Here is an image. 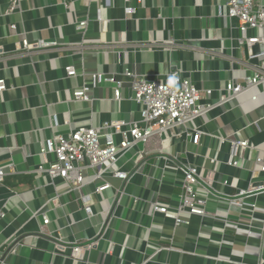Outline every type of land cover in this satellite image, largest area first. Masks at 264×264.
<instances>
[{"label":"crops","instance_id":"obj_1","mask_svg":"<svg viewBox=\"0 0 264 264\" xmlns=\"http://www.w3.org/2000/svg\"><path fill=\"white\" fill-rule=\"evenodd\" d=\"M218 3L0 0V79L7 84L0 91V264H264V189L246 198L257 205L253 216L249 205L213 198L206 216L184 214L189 223L177 224L152 207L154 201L172 208L180 202V175L175 182L176 172L165 156L212 177L226 198L250 187L255 160L264 152V85L219 103L227 81L241 80L250 66L236 41L238 23L221 16ZM127 4L134 13L125 12ZM82 18L89 20L86 33L76 26ZM24 38L57 44L19 49L17 42ZM68 65L76 76L66 75ZM126 70L160 80L179 70L191 78L201 103L210 105L195 122L206 132L200 144L172 132L136 144L118 162L132 174L128 182L110 172L98 177L91 167L84 169V181L77 186L39 172L45 160L41 150L54 134L140 118ZM96 73L123 82L120 99L114 98V85L103 80L92 84L90 100L73 99ZM253 93L258 100L251 99ZM212 134L249 139L252 147L240 156L243 167L226 164L228 145L217 150ZM138 150H143L142 167L136 165ZM213 155L218 164L211 162ZM259 176L257 184L264 173ZM105 182L110 187L97 192ZM90 195L92 215L84 201ZM107 210L111 224H105ZM85 244L93 245L74 257L72 246Z\"/></svg>","mask_w":264,"mask_h":264},{"label":"built area","instance_id":"obj_2","mask_svg":"<svg viewBox=\"0 0 264 264\" xmlns=\"http://www.w3.org/2000/svg\"><path fill=\"white\" fill-rule=\"evenodd\" d=\"M90 1L101 2V0ZM126 1L128 2V0ZM218 6L221 16H225L233 23H238L240 35L236 37V41L238 47L244 48L245 64L250 66V73L241 80L233 78L227 81L219 99V103H226L239 94L264 85V2L219 0ZM135 10L133 5L127 4L125 7L127 14H132ZM88 24V18L76 21V26L82 33H86ZM11 28L16 29L17 25L12 24ZM250 31H253V34H250ZM56 44V41L31 43L24 38L17 42V47L33 50L40 46ZM254 60H257L256 64H253ZM65 71L68 77L77 75L75 68L71 65L66 66ZM125 76L131 80L132 99L140 106V118L132 122L110 120L98 127L82 125L72 129L68 135L54 134L45 141L41 150L45 160L40 164L39 172H44L52 179L61 178L77 186L84 181V169L91 167L96 169L98 177H103L110 172L115 177L128 182L132 174L118 165L120 157L138 143L147 144L153 135L159 134L164 138L168 132H172L179 138L183 135L188 137L195 145L200 144L206 132L201 130L195 122L210 109V105L206 106L201 103V92L191 78L183 76L179 70L170 72L161 80L139 76L130 70L125 71ZM101 80L113 84L114 98H121L123 82L115 76L96 73L92 75L89 83L86 82L80 90L73 93V99L90 100L89 92L92 90V84ZM6 88L5 79H0V91ZM212 91L208 89L206 94L210 95ZM258 98V93H253L251 96L252 100H258ZM69 123V121L65 122V124ZM179 127L184 129L178 131ZM117 135L121 136L120 141L116 139ZM212 136L217 140V150L222 149L223 144L228 145L226 164L235 168L243 167L240 156L244 150L252 147L249 139L219 134H212ZM49 155L54 156L52 161L48 159ZM135 158L138 159L136 165L139 163V167H142L144 164L141 161L144 158L143 150H138ZM165 158L169 162L167 166H171L169 168L176 172L173 173L175 182L179 178L177 174L180 175L182 193L177 208H172L168 203L154 201L152 203L154 213H161L166 217L173 218L177 224L189 223V220L183 218L184 214L191 217L206 216L207 205L211 199L215 198L218 201L226 200L231 205L242 208L249 205L252 207L253 216L257 205L246 201V198L252 197L264 189V178L261 179L262 182L256 183L260 178V173H264V152L262 155H258L255 160L256 169L253 170L250 187L239 189L237 194L226 198L219 194L220 191L214 186L212 177L204 176L197 167L184 164L169 156H165ZM210 160L213 164L220 162L218 156L215 155L210 156ZM3 178L4 171L0 167V181H3ZM223 183L228 185V179H225ZM109 187L110 184L105 182L96 191L102 192ZM122 194L121 191L119 198ZM92 200L91 195L84 198L85 210L89 215L93 214ZM105 215V224H111L110 210H107ZM44 222L48 223L49 219L45 218ZM249 233H253V231L249 229ZM93 244L72 246V255L76 258L81 257L86 247H91Z\"/></svg>","mask_w":264,"mask_h":264},{"label":"rangeland","instance_id":"obj_3","mask_svg":"<svg viewBox=\"0 0 264 264\" xmlns=\"http://www.w3.org/2000/svg\"><path fill=\"white\" fill-rule=\"evenodd\" d=\"M157 136H158V135H156L155 138H157ZM153 137H154V135H153L151 138H153Z\"/></svg>","mask_w":264,"mask_h":264}]
</instances>
